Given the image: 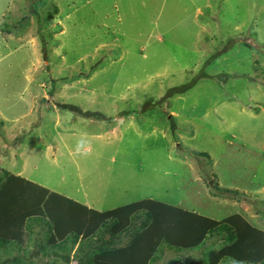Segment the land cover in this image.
I'll list each match as a JSON object with an SVG mask.
<instances>
[{
    "label": "rangeland",
    "instance_id": "1",
    "mask_svg": "<svg viewBox=\"0 0 264 264\" xmlns=\"http://www.w3.org/2000/svg\"><path fill=\"white\" fill-rule=\"evenodd\" d=\"M10 175L97 212L241 216L264 241V0H0V187ZM45 236L22 229L0 262L65 264L30 256Z\"/></svg>",
    "mask_w": 264,
    "mask_h": 264
},
{
    "label": "trees",
    "instance_id": "2",
    "mask_svg": "<svg viewBox=\"0 0 264 264\" xmlns=\"http://www.w3.org/2000/svg\"><path fill=\"white\" fill-rule=\"evenodd\" d=\"M25 183L11 175L2 181L0 216L8 218L0 220V249H19L14 237L19 236V240L22 229L29 233L37 228L46 234V245L32 250L31 257L49 255L65 264H96L93 257L106 253L108 264H140L142 260L156 264L169 250L178 255L171 264H192L191 256L182 259L184 253L202 248L208 238L223 237L226 248L211 257L208 251L202 252L204 260H198L201 264H215L222 255L220 264H264V241L241 216L214 221L153 199L97 212L46 188ZM219 190L231 196L244 195L237 190ZM49 237L54 244L47 242ZM19 260L17 255L0 264H19Z\"/></svg>",
    "mask_w": 264,
    "mask_h": 264
},
{
    "label": "crops",
    "instance_id": "3",
    "mask_svg": "<svg viewBox=\"0 0 264 264\" xmlns=\"http://www.w3.org/2000/svg\"><path fill=\"white\" fill-rule=\"evenodd\" d=\"M66 197V196H65ZM68 198V197H67ZM71 199V198H70ZM144 200V199H143ZM75 201V200H74ZM139 201H141V200H139ZM76 202H78V201H76ZM138 202V201H137ZM78 203H80V202H78ZM135 203V202H134ZM80 204H82V203H80ZM132 204V203H131ZM82 205H84V206H86V207H88V208H90L88 205H86V204H82ZM192 212H194L193 210H192Z\"/></svg>",
    "mask_w": 264,
    "mask_h": 264
},
{
    "label": "clouds",
    "instance_id": "4",
    "mask_svg": "<svg viewBox=\"0 0 264 264\" xmlns=\"http://www.w3.org/2000/svg\"><path fill=\"white\" fill-rule=\"evenodd\" d=\"M77 150L79 151V145L77 146Z\"/></svg>",
    "mask_w": 264,
    "mask_h": 264
}]
</instances>
